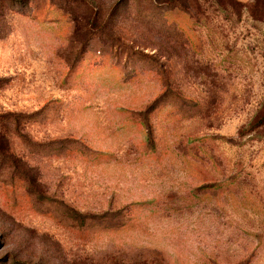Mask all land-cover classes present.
Listing matches in <instances>:
<instances>
[{
	"label": "rangeland",
	"instance_id": "1",
	"mask_svg": "<svg viewBox=\"0 0 264 264\" xmlns=\"http://www.w3.org/2000/svg\"><path fill=\"white\" fill-rule=\"evenodd\" d=\"M0 0V264H264V0Z\"/></svg>",
	"mask_w": 264,
	"mask_h": 264
},
{
	"label": "trees",
	"instance_id": "2",
	"mask_svg": "<svg viewBox=\"0 0 264 264\" xmlns=\"http://www.w3.org/2000/svg\"><path fill=\"white\" fill-rule=\"evenodd\" d=\"M171 1H175V2H178V3H182V2H179V1H183V4H181V6H183L184 8H187V9L190 8V2H188V0H171Z\"/></svg>",
	"mask_w": 264,
	"mask_h": 264
}]
</instances>
